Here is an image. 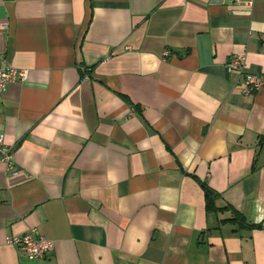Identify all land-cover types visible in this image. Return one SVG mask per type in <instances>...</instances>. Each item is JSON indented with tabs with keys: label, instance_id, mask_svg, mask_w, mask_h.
Returning a JSON list of instances; mask_svg holds the SVG:
<instances>
[{
	"label": "crops",
	"instance_id": "1",
	"mask_svg": "<svg viewBox=\"0 0 264 264\" xmlns=\"http://www.w3.org/2000/svg\"><path fill=\"white\" fill-rule=\"evenodd\" d=\"M0 22L27 71L0 110L23 169L0 161V264H264V229L223 222H264V86L226 66L264 76V0H0ZM31 231L44 258L7 242Z\"/></svg>",
	"mask_w": 264,
	"mask_h": 264
},
{
	"label": "built area",
	"instance_id": "2",
	"mask_svg": "<svg viewBox=\"0 0 264 264\" xmlns=\"http://www.w3.org/2000/svg\"><path fill=\"white\" fill-rule=\"evenodd\" d=\"M7 28V23L0 22V30H6ZM226 66L230 73L239 75L240 80L238 83L244 94L250 95L264 86V76H259L247 71V60L244 55H233L228 60ZM88 70L90 69L85 68V71ZM26 75L27 71L17 69L10 63L5 55L0 54V110L4 93L7 91L9 84L18 78H25ZM85 78H87V76ZM131 114H134V110ZM14 155V147L9 145L6 142L5 135L0 133V161L4 162L13 174H17L22 172L23 169L17 167ZM7 242L11 245L18 246L30 259L44 258L55 248V242L52 239L36 231H31L21 236L9 237Z\"/></svg>",
	"mask_w": 264,
	"mask_h": 264
},
{
	"label": "trees",
	"instance_id": "3",
	"mask_svg": "<svg viewBox=\"0 0 264 264\" xmlns=\"http://www.w3.org/2000/svg\"><path fill=\"white\" fill-rule=\"evenodd\" d=\"M261 143H263V141H261ZM203 188L205 191L207 211L208 212H219V211L224 210L225 208H219L216 204V201L220 196L219 193L207 184H203ZM226 209L231 210L232 216L223 220V222L237 223L240 228L264 229V222H261V223L249 222L247 218L245 217V215L241 211L233 207L232 205H228Z\"/></svg>",
	"mask_w": 264,
	"mask_h": 264
}]
</instances>
